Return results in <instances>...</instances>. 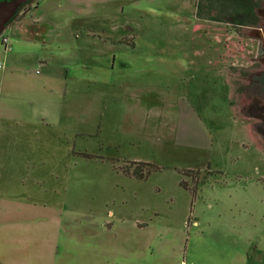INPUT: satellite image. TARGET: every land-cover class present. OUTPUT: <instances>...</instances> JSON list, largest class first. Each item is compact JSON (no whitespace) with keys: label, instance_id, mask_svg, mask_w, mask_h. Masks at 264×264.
<instances>
[{"label":"rangeland","instance_id":"rangeland-1","mask_svg":"<svg viewBox=\"0 0 264 264\" xmlns=\"http://www.w3.org/2000/svg\"><path fill=\"white\" fill-rule=\"evenodd\" d=\"M36 1L57 26L41 46L0 36V187L62 189L55 264H264V158L228 81L258 43L228 22L235 2L35 0L17 17ZM127 161L160 169L138 180Z\"/></svg>","mask_w":264,"mask_h":264},{"label":"crops","instance_id":"crops-1","mask_svg":"<svg viewBox=\"0 0 264 264\" xmlns=\"http://www.w3.org/2000/svg\"><path fill=\"white\" fill-rule=\"evenodd\" d=\"M40 5V2L36 1L31 11L26 15L16 17L7 26L10 28V33L14 35L15 42H33L37 46H41L43 41L54 33L57 28L54 16L51 14L53 19L48 18V11H44ZM6 37L9 40L5 50H8L7 52H10L11 55L14 53L15 48L9 45L10 37ZM16 59L11 61L16 64L19 61V59L17 61ZM33 63L48 68L49 73L45 75L46 77L53 76L50 74L54 70L52 69L54 63H50V60L34 56ZM27 70L23 68L25 75H27ZM228 81L232 85L231 75H229ZM33 85L38 86V83L33 82ZM231 107L244 128L246 139L255 144L259 154L264 158V146L262 143H258L260 140L259 133L253 128L252 120L238 114L233 88ZM15 108L19 110V107ZM64 109L65 107L59 109V113L64 112ZM41 113L42 111L36 112L35 122L40 121L39 116ZM43 115H41V118ZM11 116L9 115V117ZM188 170L196 171L198 175L201 171V169L192 168H188ZM197 177L190 178L196 180ZM2 178L3 174L0 175V179ZM36 182H40L39 179H36ZM39 187H25L21 193L9 192L8 187H5L6 189L0 187V264H55L64 223L61 197H56V195L60 194L62 189L58 188V190L54 189L50 192ZM70 188H67V190L70 191ZM46 193L49 195H46ZM66 198L65 204L68 203ZM107 218L108 220L115 219L113 210H108ZM136 223L140 224L137 221ZM134 226L136 227V225Z\"/></svg>","mask_w":264,"mask_h":264},{"label":"flooded vegetation","instance_id":"flooded-vegetation-1","mask_svg":"<svg viewBox=\"0 0 264 264\" xmlns=\"http://www.w3.org/2000/svg\"><path fill=\"white\" fill-rule=\"evenodd\" d=\"M13 0H0L5 4ZM22 3L9 25L31 2ZM237 8L231 16L236 28L245 30L257 41L255 60L252 64L231 66L232 88L238 114L252 120L253 128L259 133L264 146V0H234ZM239 13L242 16H238ZM216 21V20H215ZM217 22V21H216ZM219 23H223L219 21ZM235 69V70H234ZM239 71L240 73L236 72Z\"/></svg>","mask_w":264,"mask_h":264},{"label":"trees","instance_id":"trees-1","mask_svg":"<svg viewBox=\"0 0 264 264\" xmlns=\"http://www.w3.org/2000/svg\"><path fill=\"white\" fill-rule=\"evenodd\" d=\"M233 2H234V0H233ZM201 5H202V1L199 0V3H198L199 11H198V13H200ZM234 12H235V9L231 10L228 16H230V17L233 16ZM238 16H242V14L239 13ZM210 17H211L210 19H212L214 21L215 20L218 22L219 21H221V22L225 21L222 18V17H225L224 15L215 14V15L210 16ZM230 21H232V20H230ZM159 169H160V167L157 166L156 164L150 163V162H144V161H127L122 168V170L125 174H127L131 177H134L138 180L146 179L152 172L157 171ZM182 173L188 177H193V178H196L198 175V173L196 171H191V170H187V171L184 170ZM181 185H183L184 187L188 186L185 181H182Z\"/></svg>","mask_w":264,"mask_h":264},{"label":"water","instance_id":"water-1","mask_svg":"<svg viewBox=\"0 0 264 264\" xmlns=\"http://www.w3.org/2000/svg\"><path fill=\"white\" fill-rule=\"evenodd\" d=\"M28 1L31 0H13L5 4H0V36L5 30L7 24L15 16L19 6Z\"/></svg>","mask_w":264,"mask_h":264},{"label":"built area","instance_id":"built-area-1","mask_svg":"<svg viewBox=\"0 0 264 264\" xmlns=\"http://www.w3.org/2000/svg\"><path fill=\"white\" fill-rule=\"evenodd\" d=\"M8 40H9L8 37H6V36L2 37V43L4 44L5 49L7 48ZM0 66H2V65L0 64Z\"/></svg>","mask_w":264,"mask_h":264}]
</instances>
